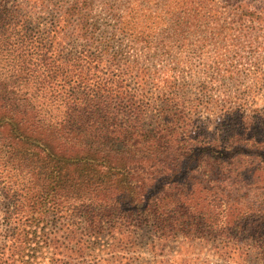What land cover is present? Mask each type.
<instances>
[{
    "label": "trees",
    "instance_id": "16d2710c",
    "mask_svg": "<svg viewBox=\"0 0 264 264\" xmlns=\"http://www.w3.org/2000/svg\"><path fill=\"white\" fill-rule=\"evenodd\" d=\"M168 2L180 36L190 5ZM227 13L234 29L262 26L264 0ZM167 63L101 35L81 0H0V168L19 178L6 218H24L11 230L24 245L4 244L0 264H22L30 227L66 204L80 226L40 237L52 264H89L92 238L106 254L94 264H138L145 237L156 256L195 239L223 259L250 239L264 253V107L204 115L207 79L189 92L178 61Z\"/></svg>",
    "mask_w": 264,
    "mask_h": 264
},
{
    "label": "rangeland",
    "instance_id": "374dc122",
    "mask_svg": "<svg viewBox=\"0 0 264 264\" xmlns=\"http://www.w3.org/2000/svg\"><path fill=\"white\" fill-rule=\"evenodd\" d=\"M59 1V0H52ZM67 1V0H66ZM87 3L92 15L99 21V31L106 37H114L115 43L121 49L137 53L141 59L149 62L168 64L169 59H176L179 67L187 77L189 92L197 91L198 84L207 79V91L210 98L208 109H203L204 115L221 114L228 108L245 104V114L262 112L264 107V87L258 80L261 69L264 71V24L248 23L246 29L241 26L233 28L228 22V8L233 7L236 0H174L178 4H189L192 17L187 21L185 32L175 36L169 30L166 22V4L169 0H81ZM252 6L261 4L262 0H241ZM202 11V16H195L194 12ZM194 15V16H193ZM36 21L34 20V23ZM37 23V22H36ZM151 55V59L148 57ZM168 58V59H166ZM186 100H194L189 96ZM259 109V110H257ZM241 113L242 110H241ZM0 168V256L8 247L11 239L14 247L23 246L17 242L11 230L16 224H22L24 218L8 215V209L15 211L18 205L19 178L14 170ZM3 180V183H2ZM22 197H20V200ZM20 205V203H19ZM65 209L52 211L47 220L38 226L30 227L29 232L36 233L35 239L26 242L22 264H52L58 255L40 242V237L48 232L66 230V227L77 228L80 219L68 213ZM57 213V214H56ZM71 216V217H70ZM72 218V219H70ZM22 219V221H21ZM21 221V222H20ZM29 228V227H28ZM184 236L180 237V241ZM134 251V263L138 264H264L263 250L258 248L261 240H247L246 247L239 251L233 250L226 258L216 257L207 241L193 240V248L183 245L182 255L177 241L167 242V255L156 256L146 237L140 239ZM103 241L91 240L88 250L90 254L87 263L94 264L101 256ZM13 247V248H14ZM165 248V247H163ZM13 250V249H12ZM59 257V256H58ZM86 264V261H80Z\"/></svg>",
    "mask_w": 264,
    "mask_h": 264
}]
</instances>
